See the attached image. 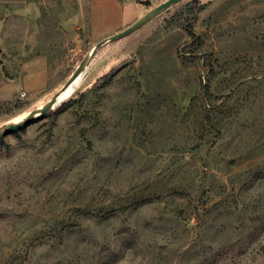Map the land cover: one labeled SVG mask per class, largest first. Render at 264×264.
I'll list each match as a JSON object with an SVG mask.
<instances>
[{
	"label": "rangeland",
	"instance_id": "374dc122",
	"mask_svg": "<svg viewBox=\"0 0 264 264\" xmlns=\"http://www.w3.org/2000/svg\"><path fill=\"white\" fill-rule=\"evenodd\" d=\"M123 1L133 22L162 0ZM193 1L100 45L80 106L0 138V264H264V0H196L190 28ZM91 2L0 0V128L110 35Z\"/></svg>",
	"mask_w": 264,
	"mask_h": 264
},
{
	"label": "water",
	"instance_id": "95a60500",
	"mask_svg": "<svg viewBox=\"0 0 264 264\" xmlns=\"http://www.w3.org/2000/svg\"><path fill=\"white\" fill-rule=\"evenodd\" d=\"M180 0H162L153 7L149 8L143 15L136 18L133 22L126 25L124 28L110 34L108 37L99 40L95 43L87 55L80 61V63L76 66L74 71L69 75L63 85L50 97L48 101H46L41 106L29 111L26 115L18 120V121H9L4 126L0 128V138L4 137L7 134L19 131L31 123L35 122L36 120L40 119L44 115H46L58 102H60L63 97L68 94L75 83L76 78L81 74L83 68L85 67L86 63L91 59L93 54L96 52L97 48L104 44L107 41L118 39L122 36L129 34L130 32L134 31L135 29L139 28L141 25L146 23L149 19L154 17L163 9L167 8L171 4H174Z\"/></svg>",
	"mask_w": 264,
	"mask_h": 264
},
{
	"label": "crops",
	"instance_id": "0c3cea01",
	"mask_svg": "<svg viewBox=\"0 0 264 264\" xmlns=\"http://www.w3.org/2000/svg\"><path fill=\"white\" fill-rule=\"evenodd\" d=\"M127 4H130V2L123 0H92L89 7L90 22L103 21L105 18L108 19L110 16H115V20L110 27H107L106 31L108 34H112L132 21L130 17L133 14L127 16L126 19L123 17V10Z\"/></svg>",
	"mask_w": 264,
	"mask_h": 264
},
{
	"label": "trees",
	"instance_id": "16d2710c",
	"mask_svg": "<svg viewBox=\"0 0 264 264\" xmlns=\"http://www.w3.org/2000/svg\"><path fill=\"white\" fill-rule=\"evenodd\" d=\"M207 4H208V2L199 3L198 1L194 0L192 5L187 6L186 10L191 14V19L190 18L187 19V25H189L190 28L192 26V21L195 18L196 13L203 10ZM188 33H189V36L191 37V41H190V46H186L185 52H190L191 54H189V55L184 54L182 56V58H188L187 56L193 55L192 53H194L196 51V47H198L202 43V40H200L199 35L195 34L191 29H189ZM193 56H196V55H193ZM210 69H212V67H210ZM111 75H112L111 71H108V72L104 73L99 78V80L101 82L107 81V80H109ZM85 97H86V93L81 92L76 98H73V99L67 100V101L64 100V101L59 102L58 104H56L57 106L55 105V109L52 111L50 110L47 114L50 116H54L57 111L65 109L72 102H76L77 106H80L82 104V102L84 101Z\"/></svg>",
	"mask_w": 264,
	"mask_h": 264
}]
</instances>
